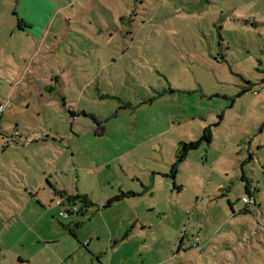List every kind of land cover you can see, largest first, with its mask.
Here are the masks:
<instances>
[{
    "label": "rangeland",
    "instance_id": "obj_1",
    "mask_svg": "<svg viewBox=\"0 0 264 264\" xmlns=\"http://www.w3.org/2000/svg\"><path fill=\"white\" fill-rule=\"evenodd\" d=\"M55 6L40 35L0 6V264L53 258L55 191H134L79 227L129 234L91 241L94 264H264V0Z\"/></svg>",
    "mask_w": 264,
    "mask_h": 264
},
{
    "label": "crops",
    "instance_id": "obj_2",
    "mask_svg": "<svg viewBox=\"0 0 264 264\" xmlns=\"http://www.w3.org/2000/svg\"><path fill=\"white\" fill-rule=\"evenodd\" d=\"M56 1L60 2V0H44L43 5L40 6L39 8H36V7H32L29 4H27L26 0H0V6L6 5L11 8L12 19H13L12 26L13 27L16 26V29L19 34L24 32L23 29L27 28L26 24H29L30 26L33 25L36 28H38L37 32L40 35L43 33V29L47 28L49 19L52 18L51 21L53 20L55 10L57 8L55 6ZM30 75L31 74L28 73L26 77ZM129 192L135 194L134 191H128L126 193H129ZM54 195H56L59 201L61 202V204H59L60 207L63 206L62 204H64V201L62 200L63 198H65L66 206L62 207L65 210L64 213L69 211V212H72V214L67 216L65 220H60L58 222L57 229L52 223L51 226L46 229L48 233L41 234L40 239L46 242V244L49 247V251L53 257L52 259H50V261H48L47 264H70L71 262L72 264H94L93 263L94 261L92 260V258L93 257L98 258L100 257V255L98 256V254L91 252L92 254L91 257L90 258L87 257L88 250L91 245V241H96V242L104 241L105 243H107L109 248H113L111 250H114L115 252H118L120 250L123 244V241L125 240L124 238L126 236V234H124L126 232L125 231L126 229L121 227L120 226L121 224L120 225L115 224V230L111 232L109 229L110 223H108V221H106L103 218L105 227H108L107 228L108 233H106V237L108 236L107 239L105 237V234L102 235V234H99V232H96L93 235V237L92 235L88 236L85 232H82V228H79L83 225V223H87L89 221L86 216H87V213L92 208H95L96 211H99L102 214L104 213V211H108V209H111L113 206V203L110 204L109 206H107L106 204L109 200H111L115 196L109 195L107 196L105 203L103 200H100L97 202V205H95L93 204L92 201L89 200V198L86 195H84L83 193L79 191H76L75 194H72V193L67 194L62 191L61 192L55 191ZM74 197H85L86 200L91 205L89 207L83 206L82 208H80L77 205L76 201L74 202L72 201ZM122 200H125V199H122ZM120 202L121 200L118 202H114V204L120 203ZM55 210L56 209H52L53 213L51 214L55 216V217H52V219L56 218ZM75 215L78 216L79 218L77 217L75 218ZM58 216H60V214ZM122 219L124 220L125 218L122 217ZM129 225H131V231L133 232L134 231L133 227L135 223L134 224L129 223ZM75 226H78V227L75 228ZM68 231H71L75 234V239L69 236ZM128 236L129 234L126 236V238ZM59 244H62V246L64 245L62 250H57L55 247H52V245H56L57 247H60ZM75 254H77L76 257L78 259H75L74 257ZM88 255L90 256V254ZM17 260L18 262H20L19 264H23V263L29 264V261L26 260L25 262V259H23L22 257H18ZM96 264H102V262L100 261V258L99 260L96 261Z\"/></svg>",
    "mask_w": 264,
    "mask_h": 264
},
{
    "label": "trees",
    "instance_id": "obj_3",
    "mask_svg": "<svg viewBox=\"0 0 264 264\" xmlns=\"http://www.w3.org/2000/svg\"><path fill=\"white\" fill-rule=\"evenodd\" d=\"M19 28V27H18ZM71 117H75V115L73 113H70ZM90 116V115H89ZM210 140H211V133H210V130L209 128H205L202 132H201V136H200V140L198 142H195V143H190V144H185V143H180L178 145V149H177V154H176V159H177V163H181L185 158H186V155L187 153L190 151V150H194L196 149V147L199 145L200 141H204L205 143H210ZM177 165H174L172 168H171V173H170V176H173L175 173H174V170H175V167ZM135 196V194L133 193H122L120 192L119 196H115L113 197L111 200H109L107 202V206H109L110 204L114 203V202H118L124 198H128V197H133ZM247 197H250L248 192L246 191V195ZM74 201H78L80 202L84 207H89L91 204L86 200L85 197H74L73 200ZM242 202V201H241ZM74 205V204H73ZM77 211V210H76ZM245 211H241V213H244ZM72 212H69L67 211L65 213V217L66 218L67 216L71 215ZM78 214V213H77ZM78 227V226H75V228ZM68 234L70 237L74 238L75 239V234L71 231H68Z\"/></svg>",
    "mask_w": 264,
    "mask_h": 264
},
{
    "label": "snow or ice",
    "instance_id": "obj_4",
    "mask_svg": "<svg viewBox=\"0 0 264 264\" xmlns=\"http://www.w3.org/2000/svg\"><path fill=\"white\" fill-rule=\"evenodd\" d=\"M26 3L32 7L39 8L40 6L43 5L44 0H26Z\"/></svg>",
    "mask_w": 264,
    "mask_h": 264
},
{
    "label": "built area",
    "instance_id": "obj_5",
    "mask_svg": "<svg viewBox=\"0 0 264 264\" xmlns=\"http://www.w3.org/2000/svg\"><path fill=\"white\" fill-rule=\"evenodd\" d=\"M3 110H4V107L0 106V113L3 112ZM241 201L244 205H248L250 203L249 197L247 196H243ZM60 216L65 217V213H60Z\"/></svg>",
    "mask_w": 264,
    "mask_h": 264
}]
</instances>
